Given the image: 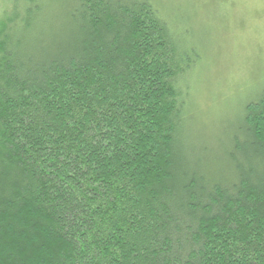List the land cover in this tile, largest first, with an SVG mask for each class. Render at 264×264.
Masks as SVG:
<instances>
[{"label":"trees","instance_id":"obj_1","mask_svg":"<svg viewBox=\"0 0 264 264\" xmlns=\"http://www.w3.org/2000/svg\"><path fill=\"white\" fill-rule=\"evenodd\" d=\"M49 10L0 16V264H264V91L196 144L152 0Z\"/></svg>","mask_w":264,"mask_h":264},{"label":"rangeland","instance_id":"obj_2","mask_svg":"<svg viewBox=\"0 0 264 264\" xmlns=\"http://www.w3.org/2000/svg\"><path fill=\"white\" fill-rule=\"evenodd\" d=\"M15 1L0 0V16ZM64 1L40 0L50 13ZM152 2L180 26L189 47L193 68L185 118L195 143L211 147L264 91V0Z\"/></svg>","mask_w":264,"mask_h":264}]
</instances>
